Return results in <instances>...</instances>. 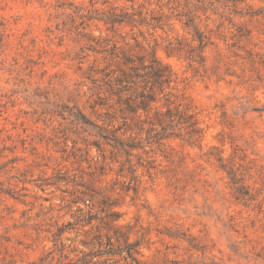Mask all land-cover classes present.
I'll list each match as a JSON object with an SVG mask.
<instances>
[{
    "label": "rangeland",
    "instance_id": "374dc122",
    "mask_svg": "<svg viewBox=\"0 0 264 264\" xmlns=\"http://www.w3.org/2000/svg\"><path fill=\"white\" fill-rule=\"evenodd\" d=\"M0 264H264V0H0Z\"/></svg>",
    "mask_w": 264,
    "mask_h": 264
}]
</instances>
